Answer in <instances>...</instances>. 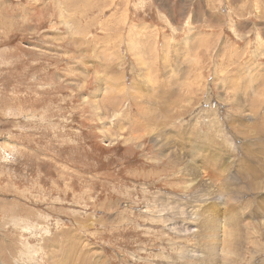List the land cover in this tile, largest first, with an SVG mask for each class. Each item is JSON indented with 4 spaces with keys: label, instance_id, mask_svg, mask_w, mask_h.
Here are the masks:
<instances>
[{
    "label": "rangeland",
    "instance_id": "obj_1",
    "mask_svg": "<svg viewBox=\"0 0 264 264\" xmlns=\"http://www.w3.org/2000/svg\"><path fill=\"white\" fill-rule=\"evenodd\" d=\"M0 264H264V0H0Z\"/></svg>",
    "mask_w": 264,
    "mask_h": 264
},
{
    "label": "bare ground",
    "instance_id": "obj_2",
    "mask_svg": "<svg viewBox=\"0 0 264 264\" xmlns=\"http://www.w3.org/2000/svg\"><path fill=\"white\" fill-rule=\"evenodd\" d=\"M164 110V109H163ZM168 110V109H167ZM166 110V111H167ZM158 112H159V110H157ZM165 112V111H164ZM167 114V113H166ZM164 117H165V115H163ZM166 116H168V115H166ZM164 119V118H163ZM166 120V119H165ZM163 121V120H162ZM166 122V121H165ZM203 149H205V148H203ZM201 149H199V151H200ZM205 151H209L208 149H205ZM214 152V151H213ZM211 153V152H210ZM209 152L206 154V157H202V159L200 160V167L202 168V169H204L205 167H209V166H211L210 164L213 162V161H216L217 162V164L219 163V161H218V159L216 158L215 159V157H216V154L213 156V157H210L208 154H210ZM171 154V153H170ZM198 154V153H197ZM169 157H173L174 159H176V161L177 160H179L180 158H181V156L180 155H178L177 153H172L171 155H169ZM208 157H210V158H208ZM213 163H215V162H213ZM213 167V166H212ZM209 169V168H208ZM225 170V168L222 170V171H224ZM206 171V173L207 174H209V172L211 171V170H205ZM213 172V171H212ZM215 173V172H214ZM218 174V173H217ZM217 174H215V175H217ZM256 174V173H255ZM214 175V174H213ZM221 175V174H220ZM222 176V175H221ZM216 177V176H215ZM214 177V178H215ZM216 204H217V202H216ZM225 206V211H227V203L224 205ZM222 210V209H221ZM209 215V214H208ZM236 219H239V218H237V216H236V218H235V221L236 222H240V221H238V220H236ZM211 221V220H210ZM223 222V221H222ZM208 223H210V222H208ZM230 225H234V224H230ZM224 227V226H223ZM224 234H222V235H220V238H218L219 240H222L223 242H224V245H223V251L224 252H226V250H229V249H231V248H234V247H236V248H238L241 244H242V242H241V237H240V235L241 234H239V235H236L235 236V240L238 242V244H237V242L235 241V243L234 242H232L233 240H231V239H229L228 238V236H227V233L229 232V231H227L226 230V228L224 227ZM222 230V231H223ZM220 232V231H219ZM231 232V231H230ZM230 234H233L232 235V237L234 238V230H232V232L230 233ZM206 236V235H205ZM207 236H209V235H207ZM206 236V237H207ZM218 236V235H217ZM243 236V235H242ZM208 238V237H207ZM216 238V237H215ZM211 239V238H210ZM207 240V239H206ZM243 240V239H242ZM237 244V245H236ZM208 250V249H207ZM236 251V250H235ZM222 252V251H221ZM227 253V252H226ZM210 255H212V254H209L208 256L210 257ZM238 255V254H237ZM191 256V255H190ZM209 257L207 258V260H204V261H201V263H205V262H209ZM211 258V257H210ZM226 258V257H225ZM212 260V259H211ZM213 261H214V259H213ZM210 262H212V261H210Z\"/></svg>",
    "mask_w": 264,
    "mask_h": 264
}]
</instances>
